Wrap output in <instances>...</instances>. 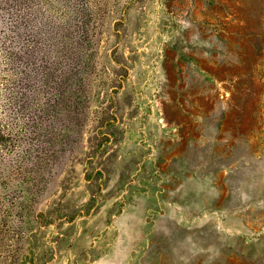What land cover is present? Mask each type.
Segmentation results:
<instances>
[{
    "label": "rangeland",
    "instance_id": "obj_1",
    "mask_svg": "<svg viewBox=\"0 0 264 264\" xmlns=\"http://www.w3.org/2000/svg\"><path fill=\"white\" fill-rule=\"evenodd\" d=\"M45 6L0 80V264H264V0Z\"/></svg>",
    "mask_w": 264,
    "mask_h": 264
},
{
    "label": "trees",
    "instance_id": "obj_2",
    "mask_svg": "<svg viewBox=\"0 0 264 264\" xmlns=\"http://www.w3.org/2000/svg\"><path fill=\"white\" fill-rule=\"evenodd\" d=\"M26 1V0H25ZM29 3L24 2V0H18V3H16L17 7L12 9L11 4H9L8 2L4 1V4L8 5L9 9H11V16H10V20H9V29L8 32L3 34V39L0 40V48L4 51L3 54V63L5 65H8L9 68L7 69L8 72L5 73V75L0 76V80L6 83L7 88L9 86H11V84L13 83L11 81V78H13L17 72H16V64L19 61H22L23 65L25 66V63L29 62H25L24 61V57L26 56V59H32L30 61L31 64H34V60L37 58L36 55V50L38 48V44L36 45V42L41 41V35H40V39H39V29L36 26L35 22H34V14H37L38 17L43 20V14L45 12L48 13V9L45 6V0H28ZM37 8V9H36ZM1 9H3L1 7ZM8 9V8H6ZM17 12V14H16ZM46 15V19H47ZM34 22V23H33ZM21 31V35L19 37L21 38V42L19 45V51H20V55H18V53L16 52V50L14 51V47L12 48V46H7L5 44L10 42V38H13V34L16 35L17 33H15V31ZM19 35V34H18ZM10 37V38H7ZM40 44V43H39ZM41 61H43V58L41 59ZM25 62V63H24ZM6 88V89H7ZM9 101V98H7ZM11 104H9L10 106ZM13 111V110H12Z\"/></svg>",
    "mask_w": 264,
    "mask_h": 264
}]
</instances>
